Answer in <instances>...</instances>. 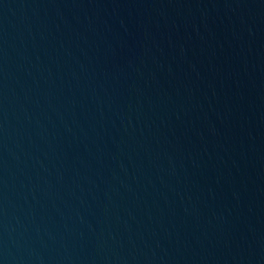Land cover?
Here are the masks:
<instances>
[{"label":"water","instance_id":"obj_1","mask_svg":"<svg viewBox=\"0 0 264 264\" xmlns=\"http://www.w3.org/2000/svg\"><path fill=\"white\" fill-rule=\"evenodd\" d=\"M0 264H264V0H0Z\"/></svg>","mask_w":264,"mask_h":264}]
</instances>
